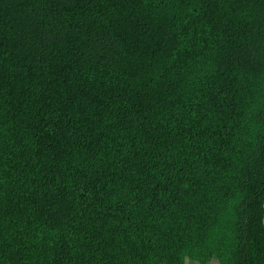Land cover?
Listing matches in <instances>:
<instances>
[{
    "label": "trees",
    "instance_id": "16d2710c",
    "mask_svg": "<svg viewBox=\"0 0 264 264\" xmlns=\"http://www.w3.org/2000/svg\"><path fill=\"white\" fill-rule=\"evenodd\" d=\"M264 264V0H0V264Z\"/></svg>",
    "mask_w": 264,
    "mask_h": 264
},
{
    "label": "crops",
    "instance_id": "0c3cea01",
    "mask_svg": "<svg viewBox=\"0 0 264 264\" xmlns=\"http://www.w3.org/2000/svg\"><path fill=\"white\" fill-rule=\"evenodd\" d=\"M184 264H218L216 261H209L207 263H198L195 261H186Z\"/></svg>",
    "mask_w": 264,
    "mask_h": 264
}]
</instances>
